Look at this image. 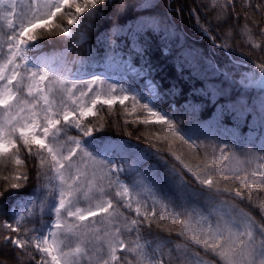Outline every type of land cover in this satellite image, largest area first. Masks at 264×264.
Here are the masks:
<instances>
[{
	"label": "snow or ice",
	"instance_id": "6c2138e0",
	"mask_svg": "<svg viewBox=\"0 0 264 264\" xmlns=\"http://www.w3.org/2000/svg\"><path fill=\"white\" fill-rule=\"evenodd\" d=\"M157 7L152 0H0V156L15 165L0 192V226L8 233L0 264H22L18 253L29 264H188L172 237L209 257L197 253L196 264H264V156L241 174L224 164L227 137L218 163L205 156L190 164L174 147L180 142L198 155L194 129L201 126L259 128L264 138V62L256 65L259 79L238 76L235 67L174 42L172 21ZM236 7L225 0L215 27L235 30ZM244 10L245 27L264 36V0ZM78 31H94L98 46L76 61L75 72L35 55L41 37ZM252 47L264 51V43ZM98 58L120 73L108 94L97 90L105 79L81 70ZM116 104L135 116L124 119L125 130L145 126L137 139L149 147L110 135L121 127L111 112L99 123L88 119ZM180 115L191 117L185 128L174 123Z\"/></svg>",
	"mask_w": 264,
	"mask_h": 264
},
{
	"label": "trees",
	"instance_id": "16d2710c",
	"mask_svg": "<svg viewBox=\"0 0 264 264\" xmlns=\"http://www.w3.org/2000/svg\"><path fill=\"white\" fill-rule=\"evenodd\" d=\"M153 1V0H152ZM179 1V4H175ZM172 0L173 2V9L171 8L170 12L166 9V0H156L153 5H158L156 8V11L162 16L170 18L172 21V31L176 34L174 37V42L178 38V41L180 44H182L186 49L188 47H191L193 45L192 49L198 52L199 54L206 56L210 58L212 61L222 65V66H228V67H235L236 73L239 75H242L244 73H250L252 74V70L248 67L245 68L247 71H241L239 70V67H236L235 63L231 60L230 53L234 58H237L240 56V52H248L249 54H252L250 50H253L252 44H254L255 37L259 36L258 30L255 28H251L249 25L247 28L245 27V23H242V25H239L238 21L235 20V18L231 21V23L236 24L237 27L235 30L229 29V28H219L215 27L217 24V15L220 13V5H223L225 0H210L212 2V6L210 3L208 4L206 0H198V2H195V0ZM239 4H237L236 10H244V6H246L248 3L255 4L258 2V0H236ZM181 3V5H180ZM214 3V4H213ZM196 7L200 8L202 11L204 10V17L199 14V12L196 11ZM173 11V12H172ZM200 11V10H199ZM245 11V10H244ZM240 12V11H239ZM173 13V14H172ZM180 13V14H179ZM247 14L249 17L252 18L253 21H256L259 19V16H256L253 14L252 9L249 8L247 10ZM199 15V16H197ZM244 16L240 12V19H242ZM239 19V20H240ZM244 21V20H243ZM203 25L207 26L209 28V25L213 26V29L210 30L212 32L213 37L220 41L222 44L224 43L225 46L229 49H231V52H227L224 48H217L213 46V44L209 41L208 38L202 36L201 39L197 38L196 34L200 33V30L203 29ZM110 26V25H109ZM85 42L81 45H74V44H66L62 45V43L66 40L62 39L61 37H55V38H44L41 37L40 44L41 48H44L43 41H49L53 42V44L47 45L46 49H59L63 47L70 46L71 50L68 53V56L74 57L77 54H79L85 46H89L90 44H93L97 41L98 36L94 31H87L85 34ZM261 36V35H260ZM256 40V39H255ZM194 41V43H193ZM240 42V43H238ZM247 44H243V43ZM261 43V41L257 40L256 43ZM236 46L239 49H235ZM225 47V48H226ZM245 50V51H244ZM264 53V52H263ZM243 59L247 58V55L241 54ZM246 56V57H244ZM249 59V58H247ZM242 70V69H241ZM169 72H171V69H168ZM139 91V89H136ZM250 92L253 95L259 94L260 90L253 87L250 89ZM131 104L132 101L129 100L126 102L127 108L129 112L131 111ZM101 106H97L99 109ZM163 107V105H161ZM167 110V109H166ZM109 112H111V120H113V125L119 123L121 127H113L111 129L110 135L119 137L121 139L130 141L133 144H139L141 147L147 148L149 147L148 143L143 139H137V137L140 135L142 131H145V126L139 125V124H131L128 129L123 128L124 119L127 118L129 120H133L135 116H127L124 113L123 108L119 105H113L111 109L108 108V106H104L103 110L99 112L98 117H89L88 119L93 120L94 123H99V116H103L105 119H110ZM139 110L136 115H139ZM119 117V119H116ZM191 117L180 115L176 117V121L174 123H177L178 127L185 128L189 125ZM157 128H160L161 126L157 125ZM139 128L140 131H136L132 136L125 135V131H133L135 129ZM242 128V127H241ZM259 128H256L257 130ZM148 130H154V129H148ZM254 130V131H255ZM201 132V131H199ZM199 132H195L197 136H199V139H195V143L199 145V142H203L207 138V133L202 132L203 134H200ZM205 144V143H204ZM176 145V144H175ZM181 147V148H180ZM179 148H175L178 155H182L186 160V162H189L190 164L197 163L196 160H198V157L191 158L185 153V148L182 147V145ZM204 148V145H203ZM193 151V150H190ZM23 155V153H22ZM190 158V159H189ZM205 160V157L203 159V162ZM199 161V160H198ZM202 163V161H200ZM15 165L13 162H10L8 157H2L0 156V192L4 190L6 187V183L3 179L4 176H11L12 170L14 169ZM2 228V226H0ZM2 229H0V240L4 237V233L1 232ZM166 235V234H161ZM146 238L153 239L152 236L146 234ZM175 244H179L182 254H186L188 257L193 253H199L203 258L206 260H209V257L204 255L203 250L195 247L191 242L190 244L186 245L185 240H177L175 237H172ZM2 243V241H1ZM183 250L185 252H183ZM167 251V249H165ZM191 262L189 259L188 264ZM192 263V262H191ZM22 264H29V260L27 262H23Z\"/></svg>",
	"mask_w": 264,
	"mask_h": 264
},
{
	"label": "rangeland",
	"instance_id": "374dc122",
	"mask_svg": "<svg viewBox=\"0 0 264 264\" xmlns=\"http://www.w3.org/2000/svg\"><path fill=\"white\" fill-rule=\"evenodd\" d=\"M166 1H167L166 9L170 12L169 9L170 8L173 9V7H172L173 2H172V0H166ZM202 1H204V0H202ZM22 2L27 4L30 2V0H22ZM155 2H156V0L152 1V3H155ZM174 2H176V3H174V5L177 3L179 4V1H174ZM195 2H198V0H195ZM206 2L208 4L210 3V5L212 6V4H211L212 2H210V0H206ZM258 2H259V0H258ZM236 3L239 4L238 1H236ZM169 5H170V8H169ZM180 5H181V3H180ZM196 11L199 12V14H201L202 17H204V12H205L204 10L202 11L200 8L196 7ZM239 11L241 12V14L243 16L245 15L244 10H239ZM197 16H199V15H197ZM256 16H259V15L257 14ZM204 18H206V17H204ZM243 20L244 19L242 18L238 21V23L240 22L239 25H242V23H245V21H243ZM259 20H260V16H259V19H257L256 21H259ZM202 26H203V29L200 30V33L196 34L197 38L201 39L202 36H204V37L208 38L209 41L213 44V38L214 37L212 35V32L209 30V31H207V33H205L204 29H209V28H207V26L203 25V23H202ZM262 26H264V25H262ZM61 38L66 40L62 43V45H66V44L77 45V44H81L86 39L85 35L82 37L80 35L79 31L77 32L75 37H69V38L61 37ZM255 39L253 38L255 43L257 40L261 41V43H264V36H262V35L260 36V34H259V36L255 37ZM42 42H43L44 48L48 47L47 45H49V44H53V42H49V41H43L42 40ZM193 43H194V41H193ZM238 43H240V42H238ZM221 44L222 43L220 41L215 39V45L213 44V46H215L217 48L218 47L221 48L219 46ZM243 44H245V43H243ZM223 45H224L223 48L225 50H227V52H231V49L227 48L224 43H223ZM245 45H247V44H245ZM192 47H193V45H191V47H188L187 49L193 50ZM232 47H235V49H239L238 47L233 46V45H232ZM252 49L253 50H250V52L252 54H249L245 50H244L245 52H240L243 55H247V58H249V59H247V58L243 59L241 54L237 58H234L231 53H230V56H231V60L235 63L236 67H239L240 72L241 71L246 72L247 70L245 68L249 67L252 70L253 78L259 79L261 76V73H260L259 69L256 68V65L261 63V62H264V53H263L264 51H261L259 49H255V48H252ZM41 56L51 59V57H49V56H45V55H41ZM244 57H246V56H244ZM99 60L100 59L98 58L97 62H95L91 67L84 68V69H82V71L85 73H95L97 75H100L101 79H105L107 82L102 86L98 85L97 90L99 91L102 89L104 94H108L109 83H114V82L120 81V73L118 71H116L114 68H109L104 61L99 63ZM105 73H107V76L105 75ZM109 77H112V79L109 80L108 79ZM121 82H123V81H121ZM117 91H119V89H117ZM84 102L90 104L91 101H90V99L85 98ZM165 111H166V109H165ZM111 121L113 122V120H111ZM194 131L195 132L201 131V132H199L200 134H203L202 132L207 133L206 134L207 138L203 142L198 141V143H199V154L198 155L193 154V151H190L191 149H189L186 144L177 142L176 145H174V147L179 148L182 145V147L185 148V153L188 156H190L191 158L198 157L199 161L196 160L197 163L200 161H202V163H203V159L205 156L207 157L208 162L215 161L218 163L219 162V156L221 155V148H222L223 143H224V138L227 137L229 148L226 149L225 151H226V154L228 156V159L224 162V164L227 165V170H229L230 172H240L242 174L245 171L250 173L252 170L259 168L261 161L258 157L264 156V152H261V150H260L262 139H264L260 135V129H257L254 131V130H250L248 127H242L239 130L229 129L228 131H225L223 129H217L215 127L201 126L199 128L194 129ZM70 134L75 135V132L72 131V132H70ZM203 145H204V148H203ZM183 158H186V157L184 156ZM192 187L198 188L199 186L198 185H192ZM133 196L135 197V193H133ZM254 199H255V197H254ZM233 203H235L236 207L239 210H241L243 212L249 211L246 204L241 203L239 201H235ZM197 219H198V217H195V216L193 217V226H196L195 221ZM177 227H179V225H177ZM0 229H2L1 230L2 233L6 234V235L8 234L5 231V229H3V227L2 228L0 227ZM3 238L4 237L1 238L2 240H0V243H1V241L3 242ZM146 239H148V238H146ZM70 243L73 246H75L76 241H70ZM185 244L188 245L190 243L188 241V242H185ZM183 252H185V251L183 250ZM18 256H19L22 263L23 262L25 263L28 261L27 255H20L18 253ZM197 258H198L197 253L191 254L189 256V259L191 260L192 263L190 262L189 264H196ZM199 258L203 259L206 262L209 261V260H206L205 258H203L200 254H199Z\"/></svg>",
	"mask_w": 264,
	"mask_h": 264
},
{
	"label": "bare ground",
	"instance_id": "6f19581e",
	"mask_svg": "<svg viewBox=\"0 0 264 264\" xmlns=\"http://www.w3.org/2000/svg\"><path fill=\"white\" fill-rule=\"evenodd\" d=\"M169 69H171V68L169 67Z\"/></svg>",
	"mask_w": 264,
	"mask_h": 264
}]
</instances>
